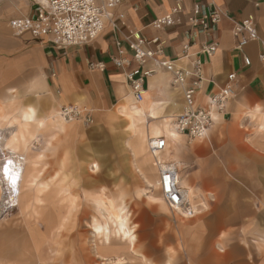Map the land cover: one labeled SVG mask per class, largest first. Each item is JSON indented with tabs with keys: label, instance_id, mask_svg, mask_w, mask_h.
<instances>
[{
	"label": "crops",
	"instance_id": "1",
	"mask_svg": "<svg viewBox=\"0 0 264 264\" xmlns=\"http://www.w3.org/2000/svg\"><path fill=\"white\" fill-rule=\"evenodd\" d=\"M176 2L181 5L180 11L174 14L178 20L162 29L154 27L152 21L170 13ZM195 3L204 9L221 10L219 23L207 33L197 31V27L188 20ZM108 14L110 20L105 22L103 30L93 41L60 47L47 36H34L30 31L19 33L10 27V19L34 15L32 0H0V129L6 133L5 147L25 159L16 208L30 210L34 203L50 201L57 193L68 197L70 203L76 200L70 188L75 182L73 179L66 181L67 174L64 173V153L68 152V145L65 142L61 144L63 156L52 176L61 172L56 182L42 178L47 165L40 166L42 159H39L45 151H54L60 145L56 141L58 134L63 133L65 137L78 131L75 121L79 120L63 125L55 121L59 118V107L76 104L90 112L91 125L110 121V136L95 150L119 139L121 148L131 155L145 187L153 180L149 171H156V179L159 175L158 160L143 148V140L165 137L166 146L158 153L164 154L167 149V153L173 155L174 165L178 167L179 186L193 190L191 204L187 207L190 214H179L163 200L161 203L153 202L150 194L145 195V187L138 192L143 193L149 202L157 204L158 209L174 216L177 233L187 249L185 254L189 264H264V243L254 238L264 234V0H122L109 9ZM248 15L254 17L257 38L238 49L233 26ZM132 32L149 40L145 48L155 49L156 43L151 42L153 38L162 42L159 45L161 52L155 55L158 59H177L178 64L186 67L183 50L200 58L202 79L196 97L202 104L206 102L207 95L224 85L229 73L235 74L231 82L233 96L228 100L224 113L207 131L206 140L197 138L191 145H186L184 138L175 133L174 119L181 111L183 93L181 88L170 84V73L165 69L160 68L146 77L143 99L140 102L133 99L125 72L135 63L119 68L111 60L119 47L130 53L127 38ZM211 40L217 42V48L207 55L201 51L202 44ZM185 45L187 49H184ZM244 56L249 58L248 64L244 63ZM95 63H103V68L94 66ZM149 66L151 61L143 68ZM121 103L142 106L145 110V116H134L135 136L126 127L125 116L116 111ZM165 119L170 120L176 134L172 140L164 134L158 136L154 133L157 123ZM37 121L42 123L40 128L36 127ZM24 122L28 126L27 130L21 128L24 133L21 138L19 124ZM13 134L16 140L10 145ZM41 138L44 145L39 149L35 142ZM223 139L230 145L231 155L224 160L220 151ZM96 156L101 157L99 154ZM191 157L199 160V169L190 174L185 169ZM92 161L99 165L97 171L91 172ZM98 161L89 162V174L101 170ZM224 168L230 169L229 178L224 174ZM31 176L36 180L34 186L29 184ZM201 190L214 197L213 213L202 220L200 217L188 219L201 210L209 209L205 201L201 200L203 205L199 203ZM104 195L107 196L103 190L84 193L93 205ZM124 196L122 192V200L118 195L114 198L117 204L120 200L122 202L118 205L123 208L122 216H127L130 238L119 237L134 251L137 224L129 221L132 213L125 210L128 204ZM94 234L104 237L106 243L111 241L112 235L118 236L111 228L107 235ZM246 234L248 249L238 246ZM214 245L218 250L214 251ZM205 248L209 251L206 263L202 262L200 253ZM141 257L145 264H154L142 253ZM164 264H172L171 256Z\"/></svg>",
	"mask_w": 264,
	"mask_h": 264
},
{
	"label": "rangeland",
	"instance_id": "2",
	"mask_svg": "<svg viewBox=\"0 0 264 264\" xmlns=\"http://www.w3.org/2000/svg\"><path fill=\"white\" fill-rule=\"evenodd\" d=\"M75 123L79 126L76 129L78 131L65 137L63 133L58 134L56 141L60 145L54 151H45L44 156L39 159H42L40 166L47 165L42 178L56 182L61 177V172L52 176L63 156L61 144L65 142L68 145V152L64 153V173L67 174L66 181L73 179L75 182L70 188L76 200L70 203L68 197L57 193L50 201L34 203L30 210L15 208L8 217L0 220V264H145L141 253L154 264H164L170 256L172 264H189L185 254L187 249L177 233L174 216L158 209L157 204L149 202L145 195L150 192L144 191L145 195L138 192L145 187V183L136 171L129 152L121 148L120 140L116 139L112 144L95 150L96 146L110 136V121L93 125L81 120ZM207 138L203 137L205 140ZM147 140H143L144 149L147 148ZM196 140L184 138L186 145H191ZM43 145L42 138L35 142L39 149ZM220 149L222 160L231 157L230 145L225 144V139L220 143ZM92 150H95V153ZM98 154L101 157L96 156ZM94 159L101 165V170L89 174L88 165ZM218 160L220 162V159ZM186 166V172L191 174L193 170L199 169V160L191 157ZM223 172L230 177L229 168H224ZM145 188L149 190L151 187L146 185ZM99 190H103L106 197L118 195L121 198L122 192L125 193L124 198L128 204L125 210L129 209L132 213L129 221L137 224L134 251L119 235H112L111 241L106 243L104 237L94 234L93 222L98 219L103 223V218H100L96 200L93 205L87 196L85 198L84 193ZM156 191L161 195L159 188ZM207 192L201 190L198 200L199 203L201 200L205 201L209 209L201 210L196 216L188 219L200 217L202 220L213 213L216 201ZM185 201L189 202L188 197H185ZM93 216H96V219H93ZM114 225H110L111 230ZM96 234L107 235L104 231ZM244 236L238 246L248 249V235ZM254 238L264 243V234ZM213 249L218 250L216 245ZM200 253L202 262L206 263L209 251L205 248ZM214 258L218 257L215 255Z\"/></svg>",
	"mask_w": 264,
	"mask_h": 264
},
{
	"label": "built area",
	"instance_id": "3",
	"mask_svg": "<svg viewBox=\"0 0 264 264\" xmlns=\"http://www.w3.org/2000/svg\"><path fill=\"white\" fill-rule=\"evenodd\" d=\"M34 3V15L17 17L9 20L10 27L16 32L30 31L34 36H47L60 47L80 45L93 41L103 30L104 24L110 20L108 11L122 0H32ZM181 5L176 2L170 13L158 17L152 21L154 27L162 29L174 24L178 19L174 14L180 11ZM221 10L217 8L204 9L199 3H195L191 9L188 20L191 25L197 27V31L208 32L219 23ZM193 33V32H192ZM246 33V35H244ZM233 34L237 38L236 47L243 48L248 41L257 38L253 15H248L244 20L236 22L233 26ZM130 53L119 47L117 54L112 57L116 67L135 66L125 72L126 80L135 100H141L144 93V79L163 68L170 73V84L182 89L184 104L176 115L174 123L176 129L188 140L197 137H205L212 123L224 113L228 100L233 96L231 82L235 74L229 73L224 85L207 95L206 102L197 100L201 82V60L195 54L183 50V57L187 59V66L178 64L177 59H158L155 57L161 52L159 46L162 42L157 38L151 39L156 43L155 49L145 48L148 39L137 32H132L127 38ZM217 48V42L211 40L202 44L201 51L211 55ZM187 49V45L184 46ZM148 61L151 66L143 68ZM245 64L249 58L244 56ZM93 66V64H91ZM94 66L103 68V63H95ZM62 115L68 120H81L84 123L92 122L91 114L85 108L76 104L60 107ZM5 131L0 129V165L4 168L8 165V157L15 158L14 153L4 145ZM166 146V139L159 136L150 140L149 149L152 153L161 151ZM161 168L158 176V188L163 200L172 209L182 206L184 197L177 181V166L168 164ZM16 192L12 189L11 195L3 194L0 199V220L8 217L17 207L14 199Z\"/></svg>",
	"mask_w": 264,
	"mask_h": 264
},
{
	"label": "bare ground",
	"instance_id": "4",
	"mask_svg": "<svg viewBox=\"0 0 264 264\" xmlns=\"http://www.w3.org/2000/svg\"><path fill=\"white\" fill-rule=\"evenodd\" d=\"M38 1H44V0H38ZM159 67L156 68V71H159ZM148 77V76H147ZM146 78V77H145ZM171 80V79H170ZM130 91V90H129ZM131 93V91H130ZM124 95V94H123ZM132 95V93H131ZM144 95V93H143ZM133 97V95H132ZM133 99L135 100V98L133 97ZM143 99V97H142ZM141 99V100H142ZM141 100H135L137 102H140ZM183 103H182V107L184 104V99L182 97ZM68 106V105H67ZM181 107V109H182ZM146 109V108H145ZM116 111L119 113H122L126 120V127H128L132 133L133 136H135V129H134V116H145V110L142 106H129L126 103H121L116 107ZM58 116L59 118H56V120L54 118H52L53 120L59 122V124L63 125L66 122H70L73 120H68L67 118H65L61 111H60V107H59V111H58ZM92 122H90L89 124H92ZM142 123V122H141ZM88 124V125H89ZM175 124V123H174ZM36 127L40 128L42 123H40L39 121L36 122ZM28 126L27 122L24 123H20L19 124V135L21 138H23L24 133L23 131H21V128L26 129ZM173 125L170 122V120L165 119L162 120L160 122L157 123L156 127H154V133H156L158 136L161 134L166 135V138L169 140H172L171 138L176 137V134L178 136H182L183 138L184 135L181 134L175 126V133L172 129ZM27 130V129H26ZM25 130V131H26ZM157 137H150L147 140V149L148 151L154 156H156V159L158 160L156 162V166H157V172L159 175V171L161 168H166L169 165L168 164H172L174 165V160H173V155H169L167 153V149L165 150L164 154L163 153H158L160 151H156L155 153H152L149 149V142L152 139H155ZM197 138H202V137H197ZM194 138L193 140L197 139ZM16 140V136L15 134H13L11 136V140H10V145H13V141ZM172 150V149H171ZM15 158L13 157H8V165H6L4 168H2V165H0V199L2 197L3 194H8L11 195V191L12 189L14 190V192H16L15 198L11 197L12 200H15L16 206H18V199H19V195H20V184H21V180H22V176H23V172H24V163H25V159L22 155L19 154H15ZM34 161V160H31ZM36 162V161H34ZM175 166V165H174ZM99 169V165L95 162L92 161L90 162V170L91 172L97 171ZM149 175L151 177H153V180L151 182H149L148 187H151L149 190H147L148 192H150V198L153 202H157V203H161L163 198L161 195H159L156 191V189L158 190V179H156V171H149ZM176 177H177V169H176ZM35 179L34 176H31V179L29 180V184L34 186L35 185ZM178 181V179H177ZM38 183V182H37ZM38 185V184H37ZM154 187V189L152 188ZM182 189L183 192V197H184V204L182 206H178L176 207L175 210L176 212L180 213H187L190 214V210L187 208L189 207V205L191 204L192 201V196H193V191L191 190L190 187H186L184 186V189ZM160 192V190H159ZM161 194V193H160ZM185 197H188L189 202L185 201ZM164 201V200H163ZM165 202V201H164ZM97 203V208H98V212L101 215L100 218H103V224L100 223L98 221V219L94 222V231L96 233H100V232H105L106 234L109 233L110 231V225H112V223H114L115 225L113 226V230L115 233H117V235L123 237H129L130 236V230L127 227V216L123 215L122 216V207L120 205L117 204L116 199L114 197H106L105 195L102 197H99L96 200ZM166 203V202H165ZM167 204V203H166ZM168 206V204H167ZM169 207V206H168ZM170 208V207H169ZM172 209V208H171ZM134 237V236H133ZM130 238V237H129ZM132 238V237H131ZM127 239V238H126Z\"/></svg>",
	"mask_w": 264,
	"mask_h": 264
}]
</instances>
